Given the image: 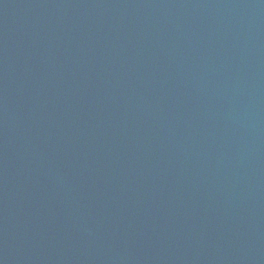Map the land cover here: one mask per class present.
I'll use <instances>...</instances> for the list:
<instances>
[{
	"label": "water",
	"instance_id": "water-1",
	"mask_svg": "<svg viewBox=\"0 0 264 264\" xmlns=\"http://www.w3.org/2000/svg\"><path fill=\"white\" fill-rule=\"evenodd\" d=\"M0 264H264V0H0Z\"/></svg>",
	"mask_w": 264,
	"mask_h": 264
}]
</instances>
